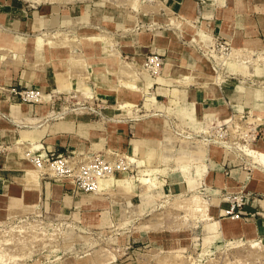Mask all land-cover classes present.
Instances as JSON below:
<instances>
[{
  "label": "rangeland",
  "instance_id": "obj_1",
  "mask_svg": "<svg viewBox=\"0 0 264 264\" xmlns=\"http://www.w3.org/2000/svg\"><path fill=\"white\" fill-rule=\"evenodd\" d=\"M186 1L0 0V264H264L214 220L264 177V0ZM35 145L115 171L84 192Z\"/></svg>",
  "mask_w": 264,
  "mask_h": 264
},
{
  "label": "built area",
  "instance_id": "obj_2",
  "mask_svg": "<svg viewBox=\"0 0 264 264\" xmlns=\"http://www.w3.org/2000/svg\"><path fill=\"white\" fill-rule=\"evenodd\" d=\"M149 63H154V59L150 58ZM156 65H159V62ZM5 91L10 98L18 99L23 103H37L41 100L40 90H19L15 86H11ZM29 159L39 169L51 166L53 176L69 179L73 186L84 192L97 191L99 181L115 171L113 166L106 161L93 159L82 162L75 157L63 156L62 154L54 155L52 151L45 150L43 146L31 152ZM226 199H228L229 208L226 210L225 216L233 219L240 218V209L245 203V196L239 192L229 195Z\"/></svg>",
  "mask_w": 264,
  "mask_h": 264
},
{
  "label": "crops",
  "instance_id": "obj_3",
  "mask_svg": "<svg viewBox=\"0 0 264 264\" xmlns=\"http://www.w3.org/2000/svg\"><path fill=\"white\" fill-rule=\"evenodd\" d=\"M167 1L168 4H170V7H168V9L178 10V12L182 14V16L190 15V11L192 9L191 3H188L186 0ZM229 27L230 24H228V22H224L221 30L228 32L230 29ZM166 80H164V82H166ZM193 110L195 109L193 108ZM49 133L50 132L45 134ZM131 142L134 145L135 152L139 151L140 154L145 155L146 150L148 149L147 146L144 147V145H140V143L138 141L136 142L134 139H132ZM140 161L143 160L140 159ZM254 177L256 182L254 183L251 181V186L249 187V190L253 193V196L250 198L248 203L240 209V218L233 219L231 217H225L223 219L217 220L212 217L216 221H221L220 225L223 229L222 233L227 234L226 236H224V238L226 237L243 241L260 240V242L264 244V204H262V202H264V177L262 173H256ZM239 178L243 180V176H240ZM258 196H260L261 198ZM228 208V203L225 204L224 207L220 208V215L225 216L226 210Z\"/></svg>",
  "mask_w": 264,
  "mask_h": 264
},
{
  "label": "bare ground",
  "instance_id": "obj_4",
  "mask_svg": "<svg viewBox=\"0 0 264 264\" xmlns=\"http://www.w3.org/2000/svg\"><path fill=\"white\" fill-rule=\"evenodd\" d=\"M39 148H40L39 145H35V146L30 147V150H29V151H30V152H33V151H35V150H37V149H39ZM251 153H252V152H251ZM258 155H259V154H258ZM258 159H259V158H258ZM260 161H261V163L264 164V154H260ZM30 163L32 164V166L34 167V169H36V170H38V171H41V172H45V173H47V174H51V175H53V169H52L51 166H46L45 168L43 167L42 169H39V168L35 167L31 161H30ZM104 179H105V178H104ZM100 181H102V180H100ZM100 181H99V182H100ZM140 183H141V184H145V183H146V180H145V179H142V180H140ZM98 185H99V183H98ZM153 185H154V184H153ZM151 187H152V186H151ZM253 247L264 249V245H262L260 241L256 242V243L253 245Z\"/></svg>",
  "mask_w": 264,
  "mask_h": 264
}]
</instances>
